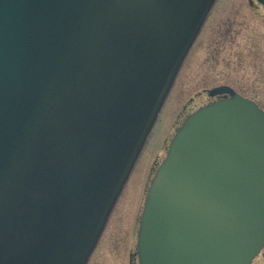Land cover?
Segmentation results:
<instances>
[{
	"label": "water",
	"instance_id": "water-1",
	"mask_svg": "<svg viewBox=\"0 0 264 264\" xmlns=\"http://www.w3.org/2000/svg\"><path fill=\"white\" fill-rule=\"evenodd\" d=\"M214 1L0 0V264H86ZM207 94L150 182L138 264L264 244V111Z\"/></svg>",
	"mask_w": 264,
	"mask_h": 264
},
{
	"label": "rangeland",
	"instance_id": "rangeland-1",
	"mask_svg": "<svg viewBox=\"0 0 264 264\" xmlns=\"http://www.w3.org/2000/svg\"><path fill=\"white\" fill-rule=\"evenodd\" d=\"M220 85L264 110V6L257 0L214 1L86 264H138L139 218L150 179L177 128Z\"/></svg>",
	"mask_w": 264,
	"mask_h": 264
},
{
	"label": "flooded vegetation",
	"instance_id": "flooded-vegetation-1",
	"mask_svg": "<svg viewBox=\"0 0 264 264\" xmlns=\"http://www.w3.org/2000/svg\"><path fill=\"white\" fill-rule=\"evenodd\" d=\"M258 1V0H257ZM259 3V2H258ZM260 4V3H259ZM261 5V4H260ZM223 95H219V96H215V97H210L212 98V100L214 99H219L222 98ZM211 100V101H212ZM207 103V102H206ZM147 141V140H146ZM145 141V142H146ZM112 210V209H111ZM108 220V218H107ZM131 254V253H130ZM250 264H264V244L263 246L260 248V250L257 252V254L253 257V259L251 260Z\"/></svg>",
	"mask_w": 264,
	"mask_h": 264
}]
</instances>
